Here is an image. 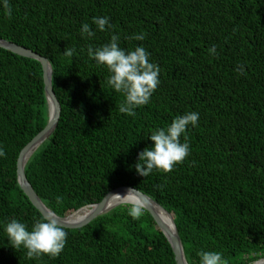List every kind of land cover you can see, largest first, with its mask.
<instances>
[{"label":"trees","instance_id":"1","mask_svg":"<svg viewBox=\"0 0 264 264\" xmlns=\"http://www.w3.org/2000/svg\"><path fill=\"white\" fill-rule=\"evenodd\" d=\"M0 6V38L46 57L61 105L58 124L33 153L25 174L53 213L67 217L98 204L113 189L133 187L171 213L188 264L215 250L228 264L264 258V0H10ZM108 16L99 31L92 17ZM82 23L95 35L82 36ZM143 31L144 40L130 39ZM119 34L160 66L157 89L135 115L118 111L123 93L89 58ZM218 55H210L211 45ZM74 47L72 56L63 54ZM199 113L189 126L190 154L169 172L147 177L133 167L153 142L147 135L178 114ZM39 61L0 48V223L29 229L41 213L20 188L22 149L48 123ZM183 139V137H181ZM60 197V201H57ZM121 204L80 229H66L57 257L28 258L0 227V264H176L167 238L148 211L138 219Z\"/></svg>","mask_w":264,"mask_h":264},{"label":"clouds","instance_id":"2","mask_svg":"<svg viewBox=\"0 0 264 264\" xmlns=\"http://www.w3.org/2000/svg\"><path fill=\"white\" fill-rule=\"evenodd\" d=\"M0 6L7 15L11 16L10 0H0ZM92 24L99 31H106L113 27L108 16H94ZM80 32L82 36L95 35L89 23H82ZM145 37L146 33L141 31L133 33L129 38L142 41ZM119 40V34L113 33L111 39L99 47H93L90 44L87 47V54L97 65L107 69L108 75L105 82L115 92L123 93L124 100L119 105L118 111L135 115L136 108L147 104L157 89L161 69L158 63L150 60V53L143 44L125 49L119 46ZM75 51L74 47H67L63 54L72 56ZM208 53L218 55L217 46L211 45ZM198 120V112L187 111L176 115L171 123L151 129L147 137L153 143L138 154V160L133 166L136 173L147 177L154 169L169 172L175 165L182 163L191 151L187 131L189 126L195 127ZM5 156L6 151L3 145H0V157ZM135 191L134 188L129 189L124 195L135 193ZM60 199L57 197L58 202ZM127 212L133 219H138L144 212V205L138 200H133L128 205ZM0 227L3 228L8 244L14 249L26 250L28 258H39L44 255L53 258L59 256L65 247L68 235L64 226L51 214L36 219L30 229L25 222L16 218L0 223ZM197 255L199 264H228L220 251L201 249Z\"/></svg>","mask_w":264,"mask_h":264},{"label":"water","instance_id":"3","mask_svg":"<svg viewBox=\"0 0 264 264\" xmlns=\"http://www.w3.org/2000/svg\"><path fill=\"white\" fill-rule=\"evenodd\" d=\"M0 48L11 51L12 53H15L19 56L34 59L40 62L42 66V70H43L44 89H45V94H46L47 103H48L49 119H48L47 125L22 149L18 157L17 178H18L20 188L22 189L24 194L28 197L32 205L41 213L42 216H47L51 214L66 229L83 228L87 226L89 223H91L97 217L109 212L111 209L114 208L113 207L110 210H107L106 208V203L113 194H115L116 192L120 190L128 191L129 189H133V187H119V188L113 189L98 204L82 207L67 217H59L55 213H53L48 207L45 206V204L39 198V196L37 195V193L35 192V190L33 189L32 185L30 184V182L28 181L26 177L25 165L27 161L30 159V157L33 155V153L38 149V147H40L53 133L54 129L56 128L58 124L59 117L61 114V105L59 103V100L52 86V67H51L49 60L46 57H43L39 53L31 49L23 47L11 41L0 38ZM28 153L30 154L25 162L23 158ZM133 194H135L137 198L139 199V201L144 205V209L150 213V215L152 216L159 230L167 238L173 250L176 264H188L186 261L185 255H184L183 245H182L179 233L176 230L177 228H176V225H175V222H174V219L171 213H169L163 206H161L159 203L151 199L149 196H147L143 192L136 189L135 193ZM86 208H92V209L80 221H77L74 223L67 222V219H69L73 215H76L78 212ZM157 210L163 211L169 216L171 223L175 227V233H173L170 230L169 226L161 219V217L157 213ZM257 262H260L259 264H264V258L260 259L259 261H256L255 263Z\"/></svg>","mask_w":264,"mask_h":264},{"label":"bare ground","instance_id":"4","mask_svg":"<svg viewBox=\"0 0 264 264\" xmlns=\"http://www.w3.org/2000/svg\"><path fill=\"white\" fill-rule=\"evenodd\" d=\"M29 154L30 153L25 155V157L23 158V160H25V162H26ZM126 193H127V190H120V191L116 192L115 194H113L108 199V201L106 203L107 210H110L111 208H113L115 206H119L121 204H130V202H132L133 200H138L139 201V199L137 198V196L135 194L130 193V194L125 196L124 194H126ZM91 209L92 208H86V209L81 210L76 215H73L72 217L67 219V222L74 223V222L80 221L82 218H84L90 212ZM157 213L161 217V219L169 226L170 230L173 233H175V227L171 223V220H170L169 216L166 213H164L163 211L157 210ZM259 263L260 262H257L255 264H259Z\"/></svg>","mask_w":264,"mask_h":264}]
</instances>
